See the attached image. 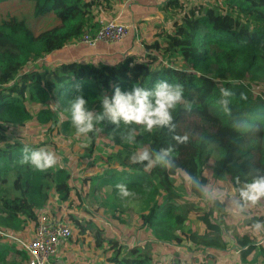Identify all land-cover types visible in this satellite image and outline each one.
Segmentation results:
<instances>
[{
  "label": "trees",
  "instance_id": "trees-1",
  "mask_svg": "<svg viewBox=\"0 0 264 264\" xmlns=\"http://www.w3.org/2000/svg\"><path fill=\"white\" fill-rule=\"evenodd\" d=\"M207 1L190 5L187 0H0V264H27L28 254L20 241L30 239L38 212L47 205L51 217L67 215L71 231L59 248L64 264H186L182 253L153 260L141 252L136 242L145 236L166 247L183 246L188 253L205 252L218 244L222 219L209 220L204 218L206 212L197 210L193 196L188 199L183 184L177 186L181 174L175 165L146 168L147 162L130 159L142 147L153 151L171 147L176 156L186 144L193 154L185 168L210 189L218 184L219 175H228L236 188L264 175V0ZM116 4L129 5L132 11L161 5L168 14L166 24L160 18L136 23L135 37L144 52L129 53L111 64L70 61L49 67L44 63L50 52L76 43L84 31L94 34L99 27L95 9L111 11ZM22 16L28 20L24 22ZM160 79L184 87L185 104L173 112L175 124L183 110H197L233 134L222 143L221 134L203 130L178 144L167 129H154L141 131L131 144H120L114 126L99 122L83 141L72 144L76 168L88 163L76 180L79 192L72 169L61 159L45 171L21 162L25 145L45 147L43 139L31 136L38 128L54 130L59 123L62 133L68 134L69 102L76 94L85 97L90 110L99 112L102 96L111 95L115 86L152 88ZM221 88L231 93L230 115L218 103ZM25 125L29 134L11 136V131L22 132ZM255 128L258 136L244 138V132ZM110 132L114 145L104 138ZM99 139L106 148L103 153ZM50 143L57 148L55 140ZM210 157L217 163L211 171ZM64 159L69 161V152ZM9 184L12 192L7 191ZM117 184L126 185L133 195L121 197ZM96 188L101 191L100 215L115 227L124 224L120 212L125 201H139L142 206L137 228L123 233L122 241L95 213L81 207L80 195L91 197ZM52 199L59 200L55 208ZM254 207L240 216L249 220L242 225L239 219L237 230L264 221ZM250 236L236 239L242 260L254 263L248 258L254 253L264 264V242H258L253 232ZM206 264H211L210 258Z\"/></svg>",
  "mask_w": 264,
  "mask_h": 264
},
{
  "label": "rangeland",
  "instance_id": "rangeland-1",
  "mask_svg": "<svg viewBox=\"0 0 264 264\" xmlns=\"http://www.w3.org/2000/svg\"><path fill=\"white\" fill-rule=\"evenodd\" d=\"M192 2L194 0H191ZM24 22L26 21L27 17L22 16L21 18ZM28 20V19H27ZM79 42V41H77ZM88 46V45H87ZM264 90V87H263ZM63 115V114H60ZM68 118V117H67ZM70 130L68 131V134H63L61 131L60 124L58 123L57 127L54 130H51L49 127L47 128H38L36 133L31 134V136H34L35 138H41L43 139V142L46 144L45 147L47 149L54 151L56 153L58 161L61 159L63 164L71 168V172L73 173L72 177L74 180V184L76 186V189L79 192V188L77 187L76 180L79 179L82 173V168L87 165V162H82V165L78 166L76 168V165L78 164L76 162V157L74 152L71 150L72 144L77 143L80 141H83L85 139L84 136H77L75 134V129L70 125ZM208 130V131H216L222 136V143L233 134L234 131L231 132H224L221 129V126L219 125L218 121L212 117L211 115H205L197 110H189L185 109L181 112V118L179 120V123L176 124L175 128V134L177 135H184L187 134L188 136H197L201 131ZM236 132V131H235ZM28 133V130L26 128V125L24 126V130L22 132H12L11 136L13 137H23ZM29 134V133H28ZM251 134V135H248ZM259 131L258 129H254L250 132H244L243 136L246 139L252 138L254 136H258ZM173 135V134H172ZM64 141H61L62 139ZM107 140H110V145L116 144L114 140L112 139L111 132L109 133V136L104 137ZM55 140L57 144V148L53 146L50 141ZM121 141H123L120 138ZM103 139L98 140V149L101 151V153L105 152L106 148L104 144L102 143ZM39 142V141H37ZM125 141L120 142V144H123ZM44 146V145H43ZM41 146V147H43ZM168 148V147H164ZM151 149V148H150ZM163 149V148H162ZM65 152H69V161H66L64 159ZM190 154H193L190 147H188L186 144L180 149L178 154L176 156H173L174 158V165L179 169V174H181V177L177 178V186L180 187V185L183 184V188L185 192H187L186 197L189 199V196H193L195 199V202L199 204V207L197 210L199 212L204 211V218H208L209 220H214L216 222H221L222 219V227L223 231L220 236H218V244H213L210 247H207L208 251L205 252H192L188 253L185 247L183 246H174V244H169L167 247L161 242V241H155L150 236H145L144 239L138 238L137 244L139 245L140 251L151 256L153 260H163L166 257L169 256H177L178 253H182L184 257V262L186 264H206L207 260L210 258L211 264H260V257H256L254 253H250L248 255L249 259H255L254 263H249L247 261L242 260L243 256L239 253V247L236 243V239L239 235L243 236L244 239L249 240L251 238L250 234L252 232L256 234L258 242H264V230H262L260 233H257L254 231L252 226L248 227H242L239 230H237L240 227L239 219L241 215L233 216L230 214L229 210V201L228 203L224 202L223 204L219 202H210L208 199L204 198L203 196L200 197L199 193H197V190L192 186V176L190 175L189 171L185 168L187 165V162L189 160ZM96 158V156H95ZM72 164L73 167L70 166ZM216 159L214 157H210L208 160V169L209 171L212 170L214 166H216ZM185 168V169H184ZM177 174V175H179ZM176 175V176H177ZM206 176H209V174H206ZM7 191L12 192L10 184L6 185ZM209 187V186H208ZM241 187V186H240ZM236 188L229 180L228 175H219L218 177V184L214 185L215 190L221 191L228 196L232 198H238V189ZM210 188V187H209ZM105 189L107 191L110 190L109 186H106ZM94 195H91V197H87L83 194L80 195L81 199V207L85 208L87 211L95 213V216L98 217L101 222L106 224L109 228V232L115 234L118 236L119 240H123V233H128L134 229L137 228L136 219L138 217V214L142 212V206L139 204V201H125V205H122V212H120L121 219L124 220L123 225H114L113 222L108 221L105 217L100 215L101 210H99L100 207V199H101V191L99 189H94ZM2 194V192H0ZM189 194V195H188ZM191 198V197H190ZM50 204L51 208H55L56 204L59 202V200L52 199ZM226 203V204H225ZM123 204V203H122ZM254 206L251 208L253 209ZM255 210L261 214L264 217V200H261L258 205H256ZM247 210H250V207L247 208ZM77 212V211H76ZM196 216H194L195 218ZM67 215L66 212L62 213V219L63 221H66ZM247 217H242L240 219L241 224L245 225L248 222ZM68 223V222H67ZM121 231V233L118 231ZM225 241L228 243V245L225 246ZM185 243V241H183ZM61 246V245H60ZM210 249V250H209ZM57 254V259L65 260V255L63 253ZM190 255V256H189ZM92 258V257H89ZM257 259V261H256Z\"/></svg>",
  "mask_w": 264,
  "mask_h": 264
},
{
  "label": "clouds",
  "instance_id": "clouds-1",
  "mask_svg": "<svg viewBox=\"0 0 264 264\" xmlns=\"http://www.w3.org/2000/svg\"><path fill=\"white\" fill-rule=\"evenodd\" d=\"M230 95L228 89H220L221 99L218 103L227 115L231 114L230 102L227 99ZM241 98L245 97L242 95ZM87 103L85 97L79 93L69 102L71 125L77 136H87L95 131L97 123L107 121L114 126V132L129 144L135 141L141 131L151 133L154 129H167L173 134L172 138L178 144H185L189 141L187 134H175L176 124L173 112L178 105L185 104L184 87L180 83H170L168 80L160 79L153 84L152 88L135 84L130 90H122L117 85L111 95L102 96L99 112L90 110ZM121 125L124 127L121 128ZM23 153L21 162L30 164L40 171H45L57 164L56 153L45 147L33 148L25 145ZM130 159L138 164L147 162L146 168L160 166L167 169L174 166L171 147L159 151L142 147L135 151ZM191 182L192 186L210 202L223 204L227 199L230 214L233 216L244 214L248 207L256 206L264 200V175H256L250 182H245L238 189V198H232L221 191L210 189L195 178H192ZM116 187L121 197L133 195L124 184H117ZM252 227L255 232L260 233L264 230V221L257 220Z\"/></svg>",
  "mask_w": 264,
  "mask_h": 264
},
{
  "label": "crops",
  "instance_id": "crops-1",
  "mask_svg": "<svg viewBox=\"0 0 264 264\" xmlns=\"http://www.w3.org/2000/svg\"><path fill=\"white\" fill-rule=\"evenodd\" d=\"M187 2L190 5L209 4L207 0H194L193 2L187 0ZM93 15L99 25L101 22L109 20L129 25L128 35L114 44L98 42L95 46H89L83 42H76L66 45L50 52L44 58V63L47 66L53 67L57 63L70 61L111 64L119 61L129 53H142L144 48L139 44L134 33L136 23L142 19L160 18L166 24L169 17L163 11L161 5L144 6L139 11H132L129 5L125 4H116L111 11L95 9ZM58 260L61 261V264H64V260L57 259L56 255L55 261L58 262Z\"/></svg>",
  "mask_w": 264,
  "mask_h": 264
},
{
  "label": "built area",
  "instance_id": "built-area-1",
  "mask_svg": "<svg viewBox=\"0 0 264 264\" xmlns=\"http://www.w3.org/2000/svg\"><path fill=\"white\" fill-rule=\"evenodd\" d=\"M128 33L129 25L109 20L101 22L94 34L84 31L77 41L89 46H95L98 42L114 44ZM46 207L39 210L37 224L30 239L20 241L28 254L27 264H56L55 256L59 253L60 244L70 234L68 224L60 218L51 217Z\"/></svg>",
  "mask_w": 264,
  "mask_h": 264
},
{
  "label": "water",
  "instance_id": "water-1",
  "mask_svg": "<svg viewBox=\"0 0 264 264\" xmlns=\"http://www.w3.org/2000/svg\"><path fill=\"white\" fill-rule=\"evenodd\" d=\"M57 264H61V261H60V260H58Z\"/></svg>",
  "mask_w": 264,
  "mask_h": 264
}]
</instances>
